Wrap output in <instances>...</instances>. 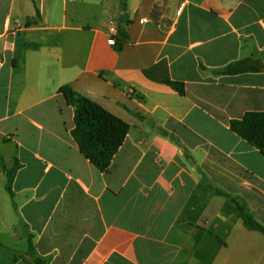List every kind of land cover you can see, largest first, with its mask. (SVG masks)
I'll return each instance as SVG.
<instances>
[{"label":"crops","instance_id":"1","mask_svg":"<svg viewBox=\"0 0 264 264\" xmlns=\"http://www.w3.org/2000/svg\"><path fill=\"white\" fill-rule=\"evenodd\" d=\"M94 3L0 0V264L29 241V264H264V236L217 194L264 225V156L230 128L264 112V70L217 74L264 59V0ZM64 86L128 125L105 172Z\"/></svg>","mask_w":264,"mask_h":264},{"label":"trees","instance_id":"2","mask_svg":"<svg viewBox=\"0 0 264 264\" xmlns=\"http://www.w3.org/2000/svg\"><path fill=\"white\" fill-rule=\"evenodd\" d=\"M40 18V13L36 10V17L28 19L27 23H34ZM117 40V39H116ZM115 48L120 49L122 45L117 40ZM264 70V59L262 61L254 59H244L232 63L217 74L238 75L243 73H258ZM180 94H184V85L170 80L165 81ZM66 102L74 107L75 128L72 131V137L77 143L80 152L88 159L99 171L105 172L111 165V162L125 141L128 133V125L122 120L107 112L98 104L90 101L86 97L76 92L71 86H64L60 89ZM230 128L243 140L256 148L264 156V112H248L242 119L230 122ZM19 165L16 164L11 170L3 169L7 172L6 188L12 194V184ZM217 194L229 197L236 206L244 227L249 231H254L264 236V225L260 223L249 211L246 204L231 198L222 191ZM0 248L2 245L0 243ZM34 246L29 241V247L26 254L18 256L25 262L28 256L34 255ZM33 264H46L40 259L34 260Z\"/></svg>","mask_w":264,"mask_h":264},{"label":"built area","instance_id":"3","mask_svg":"<svg viewBox=\"0 0 264 264\" xmlns=\"http://www.w3.org/2000/svg\"><path fill=\"white\" fill-rule=\"evenodd\" d=\"M69 1H72V0H69ZM139 22L141 24H144L147 22V20L141 19ZM117 31H118V27H117L116 23L114 21H111L109 23L110 44L114 47H115L116 42H117V40H116Z\"/></svg>","mask_w":264,"mask_h":264},{"label":"rangeland","instance_id":"4","mask_svg":"<svg viewBox=\"0 0 264 264\" xmlns=\"http://www.w3.org/2000/svg\"><path fill=\"white\" fill-rule=\"evenodd\" d=\"M90 1V3H92V4H95L94 2H97L98 0H89ZM110 1H112V0H110Z\"/></svg>","mask_w":264,"mask_h":264}]
</instances>
